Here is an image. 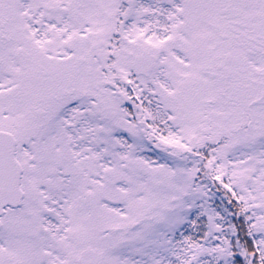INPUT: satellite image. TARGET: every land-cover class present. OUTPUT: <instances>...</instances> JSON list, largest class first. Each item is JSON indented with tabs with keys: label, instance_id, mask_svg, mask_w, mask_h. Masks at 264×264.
<instances>
[{
	"label": "snow or ice",
	"instance_id": "snow-or-ice-1",
	"mask_svg": "<svg viewBox=\"0 0 264 264\" xmlns=\"http://www.w3.org/2000/svg\"><path fill=\"white\" fill-rule=\"evenodd\" d=\"M0 264H264V0H0Z\"/></svg>",
	"mask_w": 264,
	"mask_h": 264
}]
</instances>
